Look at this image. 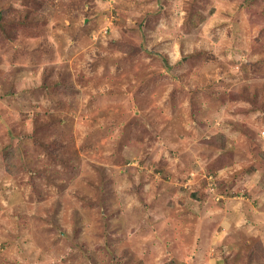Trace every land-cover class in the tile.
<instances>
[{
    "label": "clouds",
    "instance_id": "obj_1",
    "mask_svg": "<svg viewBox=\"0 0 264 264\" xmlns=\"http://www.w3.org/2000/svg\"><path fill=\"white\" fill-rule=\"evenodd\" d=\"M213 7L0 0V264H264V0Z\"/></svg>",
    "mask_w": 264,
    "mask_h": 264
},
{
    "label": "rangeland",
    "instance_id": "obj_2",
    "mask_svg": "<svg viewBox=\"0 0 264 264\" xmlns=\"http://www.w3.org/2000/svg\"><path fill=\"white\" fill-rule=\"evenodd\" d=\"M232 2H233V0H216L217 7H213L211 9L210 16H215L216 13L221 10L220 6L229 5ZM5 7H7V6H5ZM6 14H7L6 12L0 11V21H3L5 19ZM25 27H31V26L30 25H25ZM16 29H17V26L14 25V24L13 25L0 24V30H2L3 33H4V36L6 38H9V39H15ZM21 35L26 40H35L36 39L35 35H31V34H27V33H21ZM261 36H264V32L261 33ZM259 41H260V37H257L255 39V41L253 42V44H258ZM253 54H255V50H254ZM181 55H182V53H181ZM199 55H201V54H198V56ZM203 55L207 56L208 59H211L212 63H216V57H215L214 54H203ZM185 59L186 60L189 59L191 61H195L194 65H193L194 68L197 65L203 66V65H201V61L199 59H197L196 57H189V58H185ZM208 59H205L203 61V64L206 65L208 63ZM230 63H232L233 66H235L237 61H233V62H230ZM217 67H220L222 69V71L226 70V69H223V67L221 65H217ZM241 70L245 72V76L246 77L249 74H251L252 76L262 75V74H264V62H258V63H255V64L244 65ZM19 71H21V69L19 67L13 70L14 73H18ZM221 74H222V72H221ZM41 75L43 76V73H41ZM219 83L220 84H224V81H220ZM241 96L244 99L250 100L254 105H256L258 103V101L260 100L261 92L259 90H256L252 95H249L248 94V90L244 89V90H242ZM227 99L235 100L236 97L234 95H232V94H226V95H222L220 97L221 102H224ZM261 106H264V105H261ZM247 134H249L251 136L254 133H252L251 130H247ZM158 171H162V170H158ZM191 195H192V198L194 200L200 198L196 192H193ZM77 223H78V221H77ZM125 255H129L130 260H131V254L130 253L126 252Z\"/></svg>",
    "mask_w": 264,
    "mask_h": 264
}]
</instances>
